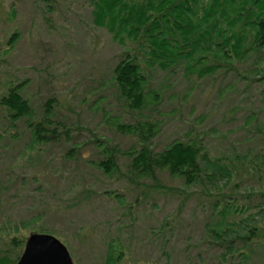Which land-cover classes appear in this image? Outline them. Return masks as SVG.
Masks as SVG:
<instances>
[{
  "label": "rangeland",
  "instance_id": "374dc122",
  "mask_svg": "<svg viewBox=\"0 0 264 264\" xmlns=\"http://www.w3.org/2000/svg\"><path fill=\"white\" fill-rule=\"evenodd\" d=\"M91 11L89 0H0V95L9 84L25 83L21 93L33 110L32 122L42 119L43 105L53 99V119L69 128L72 141L61 138L33 150L27 119L13 125L0 107V257L21 254L23 244L18 249L13 238L24 243L39 233L59 239L75 264H264V231L248 244L237 238L229 251L213 245L207 232L217 194L247 208L244 215L264 207L258 196L264 193L261 85L245 87L224 71L199 79L180 68L170 74L145 69L147 93L157 94L159 102L148 97L139 117L111 82L123 47L93 25ZM138 119L158 124L154 150L197 140L212 157L234 160L240 171L219 189L210 185V197L193 188L183 205L180 183L165 173L134 179L122 158L120 174L103 175L93 165L101 157L96 137L127 150L134 140L117 121ZM72 145L76 158L65 156ZM119 251L113 263L108 257Z\"/></svg>",
  "mask_w": 264,
  "mask_h": 264
},
{
  "label": "trees",
  "instance_id": "16d2710c",
  "mask_svg": "<svg viewBox=\"0 0 264 264\" xmlns=\"http://www.w3.org/2000/svg\"><path fill=\"white\" fill-rule=\"evenodd\" d=\"M89 3L93 25L105 29L123 47L113 67L111 82L120 99L139 117L151 96L147 93L145 69L170 74L180 68L184 75L199 79L224 71L233 73L245 87L254 89L261 85L258 88H262L260 94L264 95V0H89ZM11 12L15 13L12 9ZM16 35L8 40L9 46L16 41ZM239 65L246 66V70L238 68ZM24 86L25 83L9 84L0 95V107L13 125L27 119V127L32 129L29 147L37 150L43 144L56 145L61 138L72 142L69 128L53 119V99L43 105L42 119L32 122L33 110L21 93ZM151 99L159 102L157 94L153 93ZM117 122L118 129L132 137L134 145L121 150L110 139L96 137L101 157L93 165L109 178L120 174L121 159L125 158L128 174L134 179L155 180L158 174L165 173L178 181L180 194L184 195L183 205L191 197V191L195 192L193 188L203 197H210V185L219 189L222 180L226 183L240 171L234 160L224 163L225 158L212 157L197 140H177L154 150L152 139L159 133V127L153 120ZM258 130L264 135V128ZM77 152L76 145H72L65 156L76 158ZM156 187L167 189L159 184ZM217 195L210 201L212 213L207 223L213 245L229 251L238 239L242 244L258 240L264 231V207L258 206L256 212L244 215L247 208L231 205L224 194ZM258 196L264 198V193ZM167 225L165 219L160 229L164 231ZM246 227L245 233L240 232ZM228 235H233L232 239ZM25 241L13 238L18 249L22 244L24 249ZM22 253L23 250L17 256L3 253L0 264H16ZM112 254L108 258L116 263L122 251L117 256Z\"/></svg>",
  "mask_w": 264,
  "mask_h": 264
},
{
  "label": "water",
  "instance_id": "95a60500",
  "mask_svg": "<svg viewBox=\"0 0 264 264\" xmlns=\"http://www.w3.org/2000/svg\"><path fill=\"white\" fill-rule=\"evenodd\" d=\"M16 264H75L66 246L50 234H30Z\"/></svg>",
  "mask_w": 264,
  "mask_h": 264
}]
</instances>
